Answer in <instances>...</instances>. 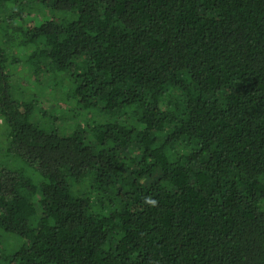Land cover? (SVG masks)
I'll return each instance as SVG.
<instances>
[{
  "label": "trees",
  "instance_id": "trees-1",
  "mask_svg": "<svg viewBox=\"0 0 264 264\" xmlns=\"http://www.w3.org/2000/svg\"><path fill=\"white\" fill-rule=\"evenodd\" d=\"M0 264H264V0H0Z\"/></svg>",
  "mask_w": 264,
  "mask_h": 264
},
{
  "label": "rangeland",
  "instance_id": "rangeland-1",
  "mask_svg": "<svg viewBox=\"0 0 264 264\" xmlns=\"http://www.w3.org/2000/svg\"><path fill=\"white\" fill-rule=\"evenodd\" d=\"M2 15H3V13H2ZM14 76V79H13V81H15L16 83H24V84H27V80L23 77H21V78H19L18 79V76L16 75V74H14L13 75ZM44 79V78H43ZM46 80H43V82H45ZM42 99H44V98H42ZM44 107H46L47 105H48V108H49V110H51V108H56L57 107V105L55 104L56 103V101L55 102H50V101H47V100H45L44 99ZM48 126H50V124H48ZM50 127H52V125L50 126Z\"/></svg>",
  "mask_w": 264,
  "mask_h": 264
},
{
  "label": "clouds",
  "instance_id": "clouds-1",
  "mask_svg": "<svg viewBox=\"0 0 264 264\" xmlns=\"http://www.w3.org/2000/svg\"><path fill=\"white\" fill-rule=\"evenodd\" d=\"M149 202H152V201H149Z\"/></svg>",
  "mask_w": 264,
  "mask_h": 264
}]
</instances>
